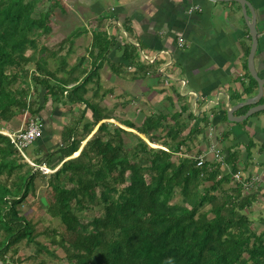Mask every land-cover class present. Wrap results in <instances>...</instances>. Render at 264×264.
<instances>
[{
    "label": "trees",
    "instance_id": "trees-1",
    "mask_svg": "<svg viewBox=\"0 0 264 264\" xmlns=\"http://www.w3.org/2000/svg\"><path fill=\"white\" fill-rule=\"evenodd\" d=\"M41 4L44 0H0V264L15 260L22 264L23 257L9 260L7 254L17 256L22 241L40 248L38 236L48 235L47 229L38 231L19 207L33 198L37 176L46 177L51 190L47 214L59 219L68 234L58 239L52 234L51 241L64 251L68 264H264V227L258 231L264 216L256 217L255 229L249 215L258 196L244 194V186L233 179L238 172L234 164L225 168L230 154L225 158L220 150V161L208 154L199 166V155L183 149L205 134L208 120L183 135L195 118L184 114L185 105L169 111L171 121L163 112L148 115L135 129L152 141L157 131L162 132L166 150L150 147L117 125L106 121L98 125L110 115L94 94L93 99L86 96L87 85L97 77L114 39L106 31H93L90 68L76 73L85 60L80 57L66 76L59 77L48 67L51 51L38 43V37L51 31L49 11L37 12ZM121 49L123 63L130 64L135 46L126 43ZM64 61L59 60L61 65ZM49 98L84 107L74 126L64 128L54 151L37 156L39 138L33 143L36 154L33 144L27 148L34 163L55 169L43 173L24 159L3 130L25 112L39 119ZM173 154L181 155L178 162L172 160ZM72 155L76 157L69 158ZM176 196L180 201L174 200ZM92 208L99 215L82 220V211Z\"/></svg>",
    "mask_w": 264,
    "mask_h": 264
},
{
    "label": "crops",
    "instance_id": "crops-1",
    "mask_svg": "<svg viewBox=\"0 0 264 264\" xmlns=\"http://www.w3.org/2000/svg\"><path fill=\"white\" fill-rule=\"evenodd\" d=\"M83 1L87 3H79L81 13L91 10L97 17L93 31H106L114 39L93 81L92 93L99 97V102L106 100L104 96H110L114 102L111 107L101 103L110 118L98 124L117 120L120 126H124L123 122L136 128L153 112L166 113L170 120L169 111H180L185 105L184 114L192 113L195 118L189 120L182 134L196 124L203 127L206 118L205 134L210 130L212 134L198 137L206 136L216 146L221 144L219 149L225 158L230 154L225 168L230 170L234 164L243 176L257 178V201L262 198L264 206V196L260 195L264 192V109L239 122H231L227 117L228 109L233 108V116L239 117L254 105L264 104V0ZM251 21L257 31L253 65L263 87L256 104L248 105L243 103L259 91L247 65L252 45L248 27ZM86 28L84 23L81 30ZM180 37L182 46L177 42ZM132 42L140 43L148 58L156 57L153 64L144 61L136 47L131 63H123L121 48ZM83 107L80 103L48 99L39 115L43 131L37 156L59 147L64 128L74 126V114ZM34 147L33 144L31 149L35 153ZM53 159L56 162L57 154Z\"/></svg>",
    "mask_w": 264,
    "mask_h": 264
},
{
    "label": "rangeland",
    "instance_id": "rangeland-1",
    "mask_svg": "<svg viewBox=\"0 0 264 264\" xmlns=\"http://www.w3.org/2000/svg\"><path fill=\"white\" fill-rule=\"evenodd\" d=\"M56 1L57 4L55 3ZM79 3L85 5L87 2L85 3L83 0L82 1L44 0V4H41L40 7L37 9V12L43 10L49 11V15L47 17L48 18L47 23L51 27V31L49 33L43 34L40 37H38V43L40 46L46 45L48 49L52 52V53L48 52V58H47L48 67L53 70H56L57 71L56 74L59 77L66 76L69 73L68 71L78 63L80 57H85V60L81 64L80 68L76 70L77 71L76 73L78 74L81 68H90V56L88 55V48L91 40V32H93V25L97 23L96 22L97 17L96 15H94V13L91 10L89 11L86 10L84 12L85 14L83 15V13H81V9L79 8ZM84 23H87L88 30L91 32H89L87 28L86 31L81 30L83 28ZM27 53H30V51H28ZM54 53L56 55H54ZM60 59H63V61L65 60L62 65L59 62ZM29 67L32 69L34 66L33 64H30ZM87 87L89 89L88 90L89 92L87 93L86 96L88 98L93 99L94 96L92 92L95 88L94 82H90L87 85ZM162 89L164 90V88ZM163 94L164 97L166 98L167 95H165V93ZM95 98L98 101V103H100V105L102 103L105 106L111 107L112 104L114 103L113 101L110 100L112 99L110 96H104L106 100L103 102H99V97H95ZM107 100L110 103H108ZM80 111L74 114L75 115L74 119L80 116L79 115ZM29 117L30 115L25 112L23 115L17 116L11 122L7 123V128L10 131L13 130L16 131V129L18 130L20 128H23L25 127ZM134 119H137V117H134ZM134 121L136 123V120ZM106 122L113 125H117L119 127L126 129L127 131H131L139 135L142 139H144V141H146V143L150 147L161 148L166 150V147L161 144V142H164L166 140L163 139L165 137L163 134H161L162 132L160 131H157L158 135H154V137L157 138L156 141H152L144 134L141 135L140 133H138L135 127L130 128L125 126H120L119 121L117 120H116L117 123H115V121L112 122L110 120H106ZM7 128H5L3 132H6ZM96 128L94 131H96ZM94 131L92 132V134L94 133ZM91 135L88 136L87 139L90 138ZM129 139L130 138H128V140ZM195 143L196 144L192 143L189 147H187V149H185L186 146H184L185 148L183 149L189 151L188 154L197 156L202 153V151L206 148V145L208 143H209L208 146L211 144L210 140L208 139V137L206 138V136L203 138L198 137ZM220 145H218V149L220 148ZM71 157L74 158L76 156L72 155ZM180 158L181 155L179 154L172 155V160L176 162H178ZM205 159H207V157H205ZM234 183L236 182L233 181L230 184H226L225 188H227V186L230 187L233 186ZM249 188L245 187L243 189L244 194L256 191L254 187H251L250 189ZM34 189H35L34 194L32 193L33 198L29 196V198L23 201L21 206H19L21 207L20 211L28 220H31L35 223L38 231H44L45 229H47L48 235L41 234L40 236H38L37 241L41 243L40 248L34 243L27 244L25 241H22L17 247L18 249L17 256L14 255L12 257L11 255L12 251H10L6 257H8L9 260L11 259L13 260L18 256L23 257L24 259H21V261L23 262L22 264H37V263L68 264L65 258L64 251L59 246L53 245L51 242L52 234H55L57 236L56 239H58L59 236L62 234L67 237L68 234L66 233L65 227L59 221V219L52 218L46 212V206L48 200L47 197H49L51 193V190H49V188L47 187V178L42 176L39 177L37 176V178L35 179ZM95 192L97 193V190H95ZM263 193L264 192H261L260 195L262 196ZM179 199L180 197L176 196L174 200L178 201ZM259 201L261 202V205L258 204L260 203ZM259 201L254 202L253 211L249 214L250 217L254 219L253 227L255 229H257L258 227L257 218L260 215L264 216V210H263L264 206H262V201H263L262 198H260ZM95 215H99V210L97 208H92V210L86 209L82 211L81 218L82 220L88 221L89 219H92L93 216ZM263 227L264 226L259 225L258 231ZM18 262L19 260H15L13 262L9 261L8 264H19Z\"/></svg>",
    "mask_w": 264,
    "mask_h": 264
},
{
    "label": "built area",
    "instance_id": "built-area-1",
    "mask_svg": "<svg viewBox=\"0 0 264 264\" xmlns=\"http://www.w3.org/2000/svg\"><path fill=\"white\" fill-rule=\"evenodd\" d=\"M125 32H123L124 34ZM126 34V33H125ZM177 42L180 46L183 45V40L182 38H178ZM132 44L139 49L140 57L146 61L147 63H152L155 61V56L147 57L142 49L140 48L139 44L137 42H132ZM151 58V59H150ZM66 93V92H65ZM28 113V112H26ZM43 131V125L39 121L37 117H29L25 127L18 129L17 131L9 132L6 131L4 132L11 140V142L15 145L17 150L23 155L24 159L32 166H35V168L40 169L43 173H51L54 172L55 169H51L48 167L47 164L44 162L42 163H34L27 155L26 150L27 148L34 143L36 139H38ZM216 144L211 143L208 147V150L204 149L202 153L198 156V162L197 165L201 166L204 162V158L206 155L211 154L213 155L216 160L220 161L221 160V153L220 149L215 147ZM233 179L236 182L241 183L244 188L245 187H254L257 178L256 177H250V178H243L242 174L240 172H237L233 174Z\"/></svg>",
    "mask_w": 264,
    "mask_h": 264
},
{
    "label": "water",
    "instance_id": "water-1",
    "mask_svg": "<svg viewBox=\"0 0 264 264\" xmlns=\"http://www.w3.org/2000/svg\"><path fill=\"white\" fill-rule=\"evenodd\" d=\"M247 22H248V17L247 15L245 14L244 15ZM248 27H249V32H250V35H251V38H252V45H251V48H250V52H249V55H248V70L251 74V76L258 82L259 84V91H258V94L255 96V97H252L250 99H248L245 103L243 104H256L259 96H261L262 94V85H263V80L259 77V75L257 74L256 70H255V67L253 65V58H254V54H255V50H256V46H257V37H256V34H257V31H256V28L255 26L253 25L252 21L251 23L249 24L248 23ZM264 109V104L262 105H254L253 107H251L250 109L247 110V112L245 114H243L242 116H239V117H235L233 116V112H234V109H228L227 110V117L228 119L231 121V122H239V121H243L244 119H247L249 118L253 113H256L260 110Z\"/></svg>",
    "mask_w": 264,
    "mask_h": 264
},
{
    "label": "bare ground",
    "instance_id": "bare-ground-1",
    "mask_svg": "<svg viewBox=\"0 0 264 264\" xmlns=\"http://www.w3.org/2000/svg\"><path fill=\"white\" fill-rule=\"evenodd\" d=\"M155 146H156V144H155ZM78 154H79V152H78Z\"/></svg>",
    "mask_w": 264,
    "mask_h": 264
}]
</instances>
